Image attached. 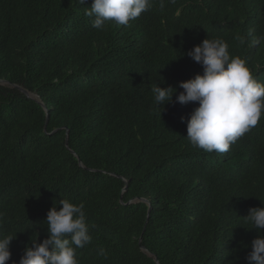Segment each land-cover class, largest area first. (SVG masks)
I'll list each match as a JSON object with an SVG mask.
<instances>
[{
	"label": "trees",
	"instance_id": "obj_1",
	"mask_svg": "<svg viewBox=\"0 0 264 264\" xmlns=\"http://www.w3.org/2000/svg\"><path fill=\"white\" fill-rule=\"evenodd\" d=\"M91 2L0 0V81L49 116L0 86V234L16 235L6 264L47 237L62 198L84 204L92 239L79 264H247L258 234L243 217L264 206V114L228 152H205L181 121L198 102L175 99L203 74L187 52L206 38L223 39L264 83V43L248 38L264 36V0H153L103 30L85 14ZM156 84L177 89L163 108ZM140 199L149 206L128 205Z\"/></svg>",
	"mask_w": 264,
	"mask_h": 264
},
{
	"label": "clouds",
	"instance_id": "obj_2",
	"mask_svg": "<svg viewBox=\"0 0 264 264\" xmlns=\"http://www.w3.org/2000/svg\"><path fill=\"white\" fill-rule=\"evenodd\" d=\"M79 3L84 5L86 0H79ZM152 5L153 0H92L85 14L93 18L94 28L103 30L109 22L127 26ZM159 6L164 7V0H160ZM254 33L255 29L248 32L251 44L264 43V36L257 37ZM238 39L241 44L246 42L245 37ZM187 56L202 66L203 74H196L178 85L183 91L176 95L175 102L181 105L198 102L189 118L181 114V121H187L186 138L205 152L226 153L230 145L255 127L264 114V83L254 78L245 59L230 54L229 45L221 38L204 39L189 50ZM151 92L156 106L163 108L173 102L177 89L156 84ZM245 214L244 222L258 234L245 259L247 264H264V206L249 207ZM2 216L0 213V218ZM45 222L47 237L42 242L36 238L31 240L30 246L25 245L18 264H79L76 249L83 248L92 239L84 204H74L63 198L53 201ZM15 237L0 234V264L11 259L10 245ZM100 254H104L103 250Z\"/></svg>",
	"mask_w": 264,
	"mask_h": 264
},
{
	"label": "water",
	"instance_id": "obj_3",
	"mask_svg": "<svg viewBox=\"0 0 264 264\" xmlns=\"http://www.w3.org/2000/svg\"><path fill=\"white\" fill-rule=\"evenodd\" d=\"M0 86H8V87H10V88H12V89H15V90L19 91L22 95H24L27 99H29V100L34 101L35 103H37V104L43 109V111H44L45 114H46V117H45V119H46V120H45L46 123H45V124H47L48 119H49V116L47 115L46 108H45V106L40 102V100H39L36 96H34L33 94H30V93L24 91L23 89H21V88H19V87H17V86L9 85L7 82H4V81H0ZM57 131H58V130H56V131H54V132H52V133H56ZM44 133H46L45 130H44ZM52 133H51V134H52ZM51 134H50V135H51ZM68 135H69V133L66 132V135H65V143H64L66 150H69V148H68ZM70 153H71L73 156H75L74 153H72V152H70ZM76 158H77V157H76ZM77 160H78V159H77ZM79 166H80V168H83L80 162H79ZM138 201H139V202H142V203H145V204H147V206H149V203H147V201H145V200H143V199L138 200ZM135 202H136V201L133 200V201L129 202L128 205L133 204V203H135ZM140 243H141V241L139 240L138 244L140 245ZM141 251H142V252H145V250L142 249V248H141ZM154 262H155V264H158L156 261H154Z\"/></svg>",
	"mask_w": 264,
	"mask_h": 264
}]
</instances>
